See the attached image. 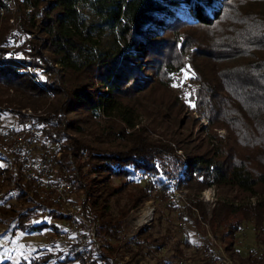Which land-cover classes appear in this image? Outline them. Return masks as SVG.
Listing matches in <instances>:
<instances>
[{
    "label": "trees",
    "instance_id": "1",
    "mask_svg": "<svg viewBox=\"0 0 264 264\" xmlns=\"http://www.w3.org/2000/svg\"><path fill=\"white\" fill-rule=\"evenodd\" d=\"M180 1L196 19L176 13L171 3ZM84 7L98 20L87 19ZM0 22V87L53 98L45 113L34 116L39 140L57 149L59 179L72 182L85 218L97 222L101 246L94 249L95 261L116 264L114 253L126 236L122 224L140 204L168 201L182 189L216 186L256 197V203L218 199L209 208L195 196L189 211L197 212L196 220L209 224L216 237L228 238L225 249L236 264H263L234 251L238 222L231 218L242 213L258 234L264 231V0H0ZM106 32L117 39L116 49L103 50L100 38ZM159 88L170 92L169 101H156L153 90ZM140 100L159 103L174 122L181 120L182 109L203 115L210 128L226 129L228 139L213 133L216 141L198 153L196 146L188 151L180 138L155 141L144 126L127 133L138 123L139 110L149 108ZM17 103L0 97V114L29 105ZM96 118L105 119L108 129L92 132L91 139L87 128ZM121 140L127 141L123 148L109 147ZM175 143L187 155L179 154ZM11 157L13 165L18 163ZM8 160L0 154V161ZM13 167L0 164V186L13 184L0 197V223L13 222L14 235L48 230L59 237V222L71 216L52 192L27 182ZM131 186L137 191L114 214L112 197ZM11 197L31 206L20 211L8 204ZM156 242L144 227L126 244L136 246L128 249L136 257ZM50 247H37L30 264L76 259L83 264L80 255L61 250L60 242Z\"/></svg>",
    "mask_w": 264,
    "mask_h": 264
},
{
    "label": "rangeland",
    "instance_id": "2",
    "mask_svg": "<svg viewBox=\"0 0 264 264\" xmlns=\"http://www.w3.org/2000/svg\"><path fill=\"white\" fill-rule=\"evenodd\" d=\"M219 2V0H218ZM174 6L176 13L190 19H196L194 11L188 7L184 2L180 1L177 3H171ZM178 9V10H177ZM174 10V11H175ZM87 19L90 21H97L98 18L88 9L87 7L83 8ZM166 15V14H165ZM164 13L161 12L160 17H163ZM175 14L168 16V19H171ZM14 18H10V23H13ZM1 23V22H0ZM152 25H156V22L153 21ZM101 46L103 50H114L117 48V39L113 34L106 32L101 36ZM156 92V93H155ZM0 97H9L18 100L17 104L28 103L29 105L25 108H16L17 112H3L0 114L2 120L6 124H14L17 126L26 127L28 124H33L40 130V126L35 123L34 116L45 113V108H48L53 98L45 99L32 98L28 96L21 95L15 92L12 89H7L5 87H0ZM153 97H156L157 102L162 100L169 101L171 96L170 92L159 88L158 90H153ZM32 102V103H31ZM147 104L149 108L140 109L138 115V123L135 128H127V133L138 129L140 126L146 128L147 137L158 141L163 142H175V139H182L184 142L182 146H186L188 151H191L190 148L196 146L197 152L202 153L208 147V142L216 141L213 137V133H216L220 138L227 140L228 131L224 128H210L208 120L203 116L199 115L196 112L191 115L186 109H182L178 115L180 117L179 122H174L171 118V114L164 115L165 107L161 106L159 103H150L147 100H140ZM136 103V102H135ZM134 104V103H133ZM138 104V105H137ZM136 106L140 107V104L137 103ZM38 106L37 109H34L32 106ZM161 109V110H160ZM20 110V112H19ZM169 112V111H168ZM198 118L199 121L192 118ZM125 126V124H123ZM108 129V122L105 119L96 118L92 120V123L89 124L87 132L90 134L88 137L92 139V132H100L101 130ZM1 140L0 144H5L4 147L0 146V154L2 156H7L8 161H0L2 166H11L13 169H18V163L13 165V158L9 153L8 142L6 138V130L3 128L0 130ZM41 136V133H40ZM76 136V135H75ZM110 142V139H107ZM127 144V141L121 140L120 144L111 145L109 147H120L123 148ZM39 146L47 148L52 154L54 160V170L56 174H59L60 165L55 156H60L57 149L53 146L47 144H42V141L39 140ZM175 149L179 154L187 155V151L180 150L177 143H175ZM71 158V156H70ZM72 168V166L70 167ZM20 169V168H19ZM18 169V170H19ZM185 169V166L183 167ZM21 171V170H20ZM61 172V171H60ZM66 173V171H65ZM96 177V175H93ZM25 178V177H24ZM26 180V179H25ZM27 181V180H26ZM29 182V181H27ZM70 182L71 181H66ZM31 183V182H29ZM120 180H116L114 184L120 188ZM4 185L0 186V197L3 198L5 192L11 190L13 187L12 182H5ZM33 184V183H32ZM73 185V184H72ZM13 190V189H12ZM137 190L135 187L127 188L120 193V190L116 195L111 199L112 212L118 214L120 211V206H125L128 203V197L135 193ZM239 192L236 190L218 188L216 186H211L202 191L197 192V189H182L174 192L171 198L168 201H162L160 199H150L146 202L140 204L138 208L130 212L126 220L123 222L122 227L125 229L126 233L123 244L117 247L114 257L116 264H205L204 256L198 252L193 251V248L203 244L204 240L211 242L213 238L216 240L217 244H213V247L217 251L221 249V257L225 259V255L228 257L230 254L225 249L227 244L226 240L221 239V236H215L214 232L211 230L210 225L204 222H198L196 220L197 212L189 211L188 204L190 198L197 197L202 200L209 208L215 206L217 200L225 202H234L235 205H252L256 203V197L249 198L246 195L239 197ZM73 198L76 205L79 207V213H83L82 208L78 204V195L74 194ZM172 202H176L175 204ZM8 204H14L18 210H25L31 204L29 202L17 201L14 197H11L8 201ZM61 211L64 214L70 215L64 209V207L58 203ZM148 211H151V215L145 222H141L142 217ZM144 219V218H143ZM51 220V218H48ZM233 222H238V226L235 230L234 237L232 239L234 243V251H236L240 256L245 257L250 254L253 256L262 259L264 264V231L259 233L255 230L254 224L252 221L245 219L242 213H237L234 217L231 218ZM60 221L59 223H61ZM87 224V231L89 232V226L93 223H96L95 232L98 243L101 246L100 240L97 234V222L90 221L87 217L85 218ZM13 222H8L6 225L0 223V264H30L31 258L33 256V251L37 247H45L48 250L51 248L50 244L53 241L62 242L59 240L58 236L51 237V234L48 230L36 231L30 234L21 232L13 234ZM144 227H149V231L152 233L153 237L157 239L156 243L147 245L140 255L133 257V254L128 251V249H134L136 251V246L132 248L126 244L127 238L135 235L140 229ZM258 235L261 236V239H258ZM186 238H189V241H186ZM115 245V243H114ZM100 248L97 244H94L95 247ZM62 247H60L61 249ZM177 248L182 250L181 256L177 255ZM62 250V249H61ZM185 253L189 258L185 257ZM232 258L234 261L235 259ZM183 258L185 260L183 261ZM183 261V262H182ZM232 263L236 264V260ZM54 262V261H53ZM50 263V264H53ZM222 264V263H214Z\"/></svg>",
    "mask_w": 264,
    "mask_h": 264
},
{
    "label": "built area",
    "instance_id": "3",
    "mask_svg": "<svg viewBox=\"0 0 264 264\" xmlns=\"http://www.w3.org/2000/svg\"><path fill=\"white\" fill-rule=\"evenodd\" d=\"M5 128L6 138L10 153L16 158L19 168L25 179L35 186L50 191L55 196L57 202L61 204L65 211L70 214V219H64L59 224V240L62 242V250L78 255V252H86L88 254V246L100 244L96 238V223L89 226V232L83 226L85 215L79 213V207L73 198V187H68L65 181L59 179L54 170V160L50 151L38 145L40 131L33 124L28 126H17L14 124H6L0 116V130ZM61 228H69V235H61ZM189 241V238H186ZM217 244L216 240L208 242L204 240L203 256L207 263L229 264L221 257L220 249L217 251L213 244ZM185 258H183V261ZM74 264H81L76 259ZM88 264L96 263L92 258H88Z\"/></svg>",
    "mask_w": 264,
    "mask_h": 264
},
{
    "label": "bare ground",
    "instance_id": "4",
    "mask_svg": "<svg viewBox=\"0 0 264 264\" xmlns=\"http://www.w3.org/2000/svg\"><path fill=\"white\" fill-rule=\"evenodd\" d=\"M66 184L68 187H73L72 183H70V182H66ZM149 215H151V211H148L146 214H144V216L141 219V222L142 223L145 222L147 220V218H149ZM84 224H86V223H84ZM61 235H69V228H61ZM203 248H204L203 244H200V245L196 246V248H193V251H195V252L198 251L202 256L203 255ZM220 254H221V249H220ZM78 255H80V258L82 259L83 264H88V258H92L94 260V262L99 263V262L95 261L96 259H95V255H94V246H88V254L86 252H78ZM185 257L189 258L186 255V253H185ZM225 260L228 261L229 264H233L232 263L233 260L229 256L227 257L225 255Z\"/></svg>",
    "mask_w": 264,
    "mask_h": 264
},
{
    "label": "snow or ice",
    "instance_id": "5",
    "mask_svg": "<svg viewBox=\"0 0 264 264\" xmlns=\"http://www.w3.org/2000/svg\"><path fill=\"white\" fill-rule=\"evenodd\" d=\"M191 106H193V107H194V106H195V105H194V103H193V104H191Z\"/></svg>",
    "mask_w": 264,
    "mask_h": 264
}]
</instances>
